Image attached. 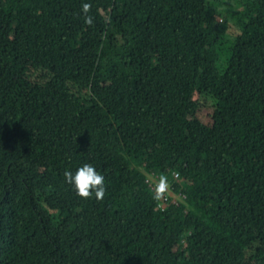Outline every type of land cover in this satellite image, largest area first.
Listing matches in <instances>:
<instances>
[{
    "label": "trees",
    "instance_id": "obj_1",
    "mask_svg": "<svg viewBox=\"0 0 264 264\" xmlns=\"http://www.w3.org/2000/svg\"><path fill=\"white\" fill-rule=\"evenodd\" d=\"M0 264H264V0H0Z\"/></svg>",
    "mask_w": 264,
    "mask_h": 264
},
{
    "label": "built area",
    "instance_id": "obj_2",
    "mask_svg": "<svg viewBox=\"0 0 264 264\" xmlns=\"http://www.w3.org/2000/svg\"><path fill=\"white\" fill-rule=\"evenodd\" d=\"M174 179L178 177L177 173H173ZM146 183L149 185L150 188L152 189H164L165 194H164V200L168 199L170 196L173 198L174 202H177L178 194H176L172 189L169 183H165L164 181H160L157 176H155L153 173H146V178H145ZM161 208L165 207V203L160 204Z\"/></svg>",
    "mask_w": 264,
    "mask_h": 264
},
{
    "label": "rangeland",
    "instance_id": "obj_3",
    "mask_svg": "<svg viewBox=\"0 0 264 264\" xmlns=\"http://www.w3.org/2000/svg\"><path fill=\"white\" fill-rule=\"evenodd\" d=\"M221 2H222V6L225 9L230 10L232 12H235L238 9L240 0H221ZM102 76H103V74H102Z\"/></svg>",
    "mask_w": 264,
    "mask_h": 264
}]
</instances>
